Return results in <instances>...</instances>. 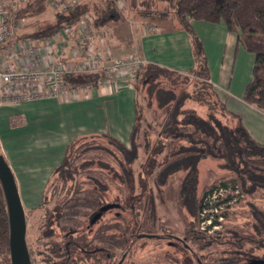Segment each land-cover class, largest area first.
I'll list each match as a JSON object with an SVG mask.
<instances>
[{
    "label": "rangeland",
    "instance_id": "obj_1",
    "mask_svg": "<svg viewBox=\"0 0 264 264\" xmlns=\"http://www.w3.org/2000/svg\"><path fill=\"white\" fill-rule=\"evenodd\" d=\"M153 3L158 8H167L171 13L175 10L171 0H161L160 3L158 0L156 2L148 0L147 8ZM124 13L129 12L125 10ZM54 16L55 12L48 7L41 16L27 19L26 26L17 33L29 29V24L31 25L33 21L47 23L52 21ZM104 27L100 33H103L106 41L117 43L114 46L117 51L121 50L125 53L124 50L128 49L126 54L133 52L131 46L134 39H137L127 19L121 16L119 20L110 21ZM142 67L138 73L142 71ZM163 75L156 84L158 83L157 85L164 87L165 90H170L178 98L185 97L187 101L183 109L191 112L195 110L199 117L216 125H235L236 121L227 116L220 105L214 102L210 96L208 83L204 79L185 75L173 76L171 79L168 74ZM108 90L113 91L111 87ZM126 90H114L116 92L115 94L111 92L112 98L101 102L92 100L80 104L83 103L82 96L72 97L69 102L72 106L59 109L48 108L39 114L37 106L32 107L30 113L34 118L26 128L25 142L16 146L10 144L7 148L5 145L4 150L0 145V152L15 177L25 213L41 204L46 192L42 207L32 214L26 213V241L32 264H102V254L98 255L99 258L95 255L88 257L76 251L77 259L68 262L70 258H66L62 251L56 250V246L64 249L66 243L64 237L72 230L77 233L71 238L80 244L83 243L84 246L91 244V249L108 246L111 258L108 263L105 262L107 264H199V261L203 264H215L216 260L222 259L227 260V264H235L237 260L241 264L264 261V236L258 244H246L240 254L229 252L230 245L224 242L229 240L226 235L229 231L227 227L235 210L225 212L221 222L217 221L205 231L201 230L202 209L199 211L198 230L209 237H219L226 233L222 242L214 238L218 241H215L208 249L198 248L189 243L191 248L186 249L187 251H182L181 244L179 246L181 249L170 245L171 242L175 243L177 238L183 239L187 235L185 226L194 217L188 209L180 208L176 200L180 184L188 176V171L176 172L167 184L159 183L162 175L160 173L165 170V164L170 159L171 145L174 143L171 140L167 141L166 150L157 155L164 147L165 141L159 137L160 127L155 121L156 118L160 121L162 118L154 96L148 95L146 87H139L140 120L134 138V148L127 144L124 150L115 142L102 136L89 138L91 134L100 132V125L108 117L110 135L123 142L127 141L133 121L130 112H133L134 107V91ZM128 90L132 88L128 87ZM156 92L154 91V94ZM16 108L13 106L3 109L0 116V128L4 130L2 134H5L10 126V116ZM78 137L84 139L77 141L69 149L66 166L45 182L47 178L44 175L45 171L51 168L47 160L60 157L65 145ZM10 147L13 151L12 155ZM14 155H17L15 158L26 155L29 160L27 163L30 167L27 168L28 170L23 167V174L14 168V160L8 157H14ZM237 164L238 174L247 170L246 164ZM33 172L37 174L25 175ZM224 175H231V173L222 168L217 160L201 162L198 167V191L202 190L204 185ZM232 178L238 181L236 176ZM257 180L252 199L259 208L264 209V174ZM230 182L238 183L239 181L233 180L226 183ZM247 185L252 186V183L248 182ZM187 186L188 184L185 187ZM151 195L156 199L159 222L165 226L163 231L157 232L160 238H137L134 245L129 244L123 249L115 247L118 240L114 239V236L121 235L124 228L132 227L134 224L133 212L137 210H132V201L140 202L141 200V203L137 204L143 207L146 197ZM130 198L133 200L131 201ZM110 203H115V206L106 210L102 219L90 227V219L99 207L110 205ZM243 207L241 212L245 213L238 217L237 231L240 230L248 238L261 239L254 228L248 226V223H253L249 216L251 208L245 205ZM214 225L218 228L215 229ZM235 227L231 226V229ZM89 232L94 233V236L88 237ZM96 232L105 233L109 239L104 236V241L101 242L95 236ZM6 248L5 245L0 244V264H7L10 258ZM129 248H132L130 255L123 256L125 251V253L130 251Z\"/></svg>",
    "mask_w": 264,
    "mask_h": 264
},
{
    "label": "trees",
    "instance_id": "obj_2",
    "mask_svg": "<svg viewBox=\"0 0 264 264\" xmlns=\"http://www.w3.org/2000/svg\"><path fill=\"white\" fill-rule=\"evenodd\" d=\"M49 3L50 0H30L24 8L17 12V17L26 19L39 17L48 9ZM142 12V14H145V10ZM147 16L163 22L171 18V14H169L167 10L149 11ZM172 16L176 19L180 27L185 29L190 36L195 66L187 74H181L172 69L152 63L143 65L145 67H142V71L137 74L136 80L131 84L132 88L135 90L136 118L129 145L132 148L135 147L134 138L138 131L140 120L139 87L143 86L146 87L148 95L151 94L156 99L158 111H160L159 113L162 118L161 121L158 118L155 119L158 127H160L159 137L162 141H165L164 147L157 155L162 154L164 150H166L165 146L167 141L171 140L174 143L171 145L170 159L165 164V170L160 173V175H162L160 176L159 183L161 185L167 184L170 177L176 172L188 171V176L181 182L179 191L176 195L178 206L188 209L189 213L191 212V216L194 217V219L188 221V224L185 226V234L187 235L183 238L184 243L188 248H191L188 244L192 243L194 246H198V248L208 249L215 241H223V237L226 233L219 237H209L198 230V214L202 209L201 203L208 194L217 186L224 185L227 181L234 180L239 182H232V184L240 187L246 199L242 200L233 209L235 210V214L229 220L230 225L227 227L229 231H227L226 234L229 240L224 243L230 245L229 247L231 249L229 252L231 254H240V252H243L242 250H244L246 244H258L260 242L259 240H263L264 236V209L259 208L258 205H256L257 203L252 199L255 193L254 186L258 183L257 179L264 174V145L252 138L241 118L230 112L225 103L220 100L211 83L208 59L203 44L194 33L191 22L203 21L211 24L224 23L229 33L237 35L238 42L241 46L248 53L254 55L255 64L253 80L246 88L244 100L248 104L264 112V0H177ZM120 17V10L115 3L110 0L85 1L73 6L67 12L55 13L54 19L47 23H41L37 20L33 21L31 25L29 24V29L16 35L15 41H36L51 38L59 35L62 30L67 27H77L85 18L90 20L89 24L91 29L94 32L100 33V31L105 28V24L113 20H119ZM163 74H168L171 79L173 76L180 77L183 75L187 77L197 76L200 79H204L208 83L207 86L210 90V96L214 102L220 105L227 116L236 121L235 125H216L199 117L195 113V110L191 112L183 109L187 101L185 97L183 99H181V97L178 98L170 90H165L164 87H159V85H157L158 83L156 84V81L164 76ZM105 78V74L99 72L88 75L67 76L66 81L71 86L98 88L104 82ZM154 91L157 92L154 94ZM189 128L192 129L190 130ZM101 136L115 142L124 150L126 149V145L112 138L110 135ZM79 140H76L68 146L65 159L56 169L53 176L66 166L68 151ZM212 159L220 162L221 167L228 170L231 175L221 176L210 184L204 185L202 190L198 191L199 164L203 161ZM237 163L246 164L247 170L238 174L239 166ZM233 176H236L238 181L233 179ZM248 182H251L252 186L247 185ZM187 184L188 186L185 187ZM146 198L143 207H139L137 204L141 203V200L140 202L132 201L133 199L131 200L130 198L133 202L132 210H137L133 212L134 224L132 227L124 228L121 235L117 237L114 236V239L118 240L116 241L115 247L123 249L129 244L134 245L137 238H160L157 232L158 230L163 231L165 226L159 222L156 199L152 195ZM42 205L43 203L39 209ZM110 205H115V203H110ZM244 205L245 207L249 206L251 208L249 216L253 223H248V226L254 228L261 239L248 238L242 234L240 230L237 231V228H239L238 217L245 213L241 212ZM102 207L103 206L99 207L96 214L101 211ZM91 221L92 218L90 219V227H92ZM9 226L8 208L0 182V242L3 241L5 243L4 245L7 247L6 249L8 251ZM161 226H163V228ZM231 226L236 227L231 229ZM72 233H77V231L72 230L69 234H66L64 237V240H66L64 249L56 246V250L62 251L66 258H70L68 262L72 259H77V252L89 257L91 255L89 251L91 245L87 244L84 246L82 245L83 243L80 244L78 241L77 245H74L71 243L73 240L71 238L73 237L71 236ZM95 234L101 242L104 241L105 237L109 239L103 232H96ZM214 238H218V240ZM186 245H182V248L185 249ZM102 247L108 246L103 245L100 248ZM131 249L132 248H129L130 251H128V253H125V251L123 256L127 254L130 255ZM110 258L111 257H108V260ZM123 260L121 262H123ZM236 262L235 264H241L239 260ZM224 263L227 264V260L222 259L220 261H215V264ZM7 264H11L10 258ZM199 264L203 263L199 261Z\"/></svg>",
    "mask_w": 264,
    "mask_h": 264
},
{
    "label": "crops",
    "instance_id": "obj_3",
    "mask_svg": "<svg viewBox=\"0 0 264 264\" xmlns=\"http://www.w3.org/2000/svg\"><path fill=\"white\" fill-rule=\"evenodd\" d=\"M152 1L156 2L157 0ZM160 1L161 0H158L159 3ZM147 2L148 0H123V8L120 9L121 16L130 22V29L134 31L135 38L137 39H134L131 49H133V51L136 50L139 56L146 60L147 63L169 68L181 74H187L195 66L191 40L188 32L181 28L176 19L173 18L172 15L174 12L171 13L167 10V8H158V6L156 7L154 3L152 5H148L147 8ZM176 2L177 0H171L173 8L176 7ZM149 6H151V8H149ZM125 10L129 13L125 14ZM143 10H145V14H142ZM155 10H167L169 14H171V18H169L168 21L163 22L147 16L149 11ZM191 26L194 33L203 44L205 54L208 59L211 83L213 84L220 100L225 103L230 112L241 118L245 128L248 130L252 138L258 143L264 145V112L248 104L244 100L246 88L253 80V70L255 64L254 55L248 53L241 46L238 42L237 35L229 33L224 23L211 24L203 21H192ZM23 32H25V30L21 33ZM21 33H17V35ZM55 37L58 38V40H62L60 34ZM23 42H26V40H23ZM108 43L115 49L114 46H116V42L111 43L108 41ZM127 50L128 49L124 50V53L121 52V50L117 51V49H115L114 53L116 57H120L124 56ZM109 87L112 88L113 91L111 92L113 94L116 92L114 90L117 89L134 91V107L133 112H130V114L132 113L133 121L129 137L125 142L112 137L109 133L108 117H106L100 125V132L91 134L89 137L110 135L112 138L127 146V144L130 143V136L136 118L135 90L132 88V85L127 84L126 82H113L111 84L103 82L98 88L88 87L87 91L80 92L67 98H45L0 106V116L3 109L13 106L17 107L16 111H12L11 113L10 126L6 129L5 134H2L4 130H1L0 128L1 148L4 150L5 145L7 148L10 144L16 146L25 142L24 137H26L27 134L26 128H28L29 122L34 118L33 114L30 113V110L33 109L32 107L37 106L39 114L48 108L59 109L66 106H72L69 102L72 97L76 96H82L83 103L80 104L88 103L92 100L94 102L105 101L112 98L113 95L108 90ZM128 87H131L132 90H128ZM79 139L83 138L78 137L70 140L65 145V148H63L60 157H52L47 160V163L51 168L45 171L44 175L48 178H46L45 182L53 177L56 169L64 161L68 146ZM12 153L13 151L10 147V154L12 155ZM15 156L17 155H14V157H8L9 159L14 160V168L17 169L20 174H23V167H25L26 170L30 167V164L27 163L29 160L26 158V155L16 158ZM47 163H45V166H47ZM13 171L15 172L14 169ZM32 174L37 173L33 172L25 175ZM21 177L24 176L21 175ZM45 194L42 197V203ZM41 204L30 209L26 213H34L39 210Z\"/></svg>",
    "mask_w": 264,
    "mask_h": 264
},
{
    "label": "built area",
    "instance_id": "obj_4",
    "mask_svg": "<svg viewBox=\"0 0 264 264\" xmlns=\"http://www.w3.org/2000/svg\"><path fill=\"white\" fill-rule=\"evenodd\" d=\"M90 0H50L55 13ZM122 9L123 0H110ZM30 0H0V106L45 98H67L87 91V86H71L67 76L103 73L104 83L132 84L145 65L138 52L116 57L103 33L94 32L89 19L62 30V40L51 37L36 41H15L17 32L27 24L17 12ZM245 199L238 185L217 186L203 201L201 230L221 222L224 213ZM215 229L217 225L213 226ZM210 232V231H209Z\"/></svg>",
    "mask_w": 264,
    "mask_h": 264
},
{
    "label": "water",
    "instance_id": "obj_5",
    "mask_svg": "<svg viewBox=\"0 0 264 264\" xmlns=\"http://www.w3.org/2000/svg\"><path fill=\"white\" fill-rule=\"evenodd\" d=\"M0 182L4 191L10 220V251L12 264H32L26 241L27 220L23 209L15 177L7 164L6 159L0 152ZM115 205H105L97 213L92 223L96 222L101 215ZM250 264H264V261H254Z\"/></svg>",
    "mask_w": 264,
    "mask_h": 264
},
{
    "label": "flooded vegetation",
    "instance_id": "obj_6",
    "mask_svg": "<svg viewBox=\"0 0 264 264\" xmlns=\"http://www.w3.org/2000/svg\"><path fill=\"white\" fill-rule=\"evenodd\" d=\"M96 215V214H95ZM94 215V216H95ZM94 216H92V219H93V217ZM103 217V214L101 215V217L98 219V220H96V222H94V223H92V226H94L101 218ZM76 233H72L71 234V236H74ZM89 234V236L88 237H91V236H94V233H92V232H89L88 233ZM177 241L175 242V243H173V242H171L170 243V245L172 246V247H175V248H178V249H181V248H179V246H180V244L181 245H186L185 243H184V240L183 239H180V238H177L176 239ZM93 242V241H92ZM91 242V243H92ZM71 243H73L74 245H77V241L76 240H72V242ZM0 244L1 245H4L5 243L3 242V241H1L0 242ZM91 245V244H90ZM8 246H9V254H10V260H11V251H10V226H9V244H8ZM186 249H188V247H187V245H186V248L184 249V248H182V251L183 250H186ZM90 251V257L91 256H97L98 258H99V254L100 253H102V264H107L108 263V257H109V251H108V247H102V248H100V247H96V248H94V249H90L89 250ZM187 251V250H186ZM29 254H30V251H29ZM61 254V253H60ZM105 262H107V263H105ZM12 264V263H11Z\"/></svg>",
    "mask_w": 264,
    "mask_h": 264
}]
</instances>
